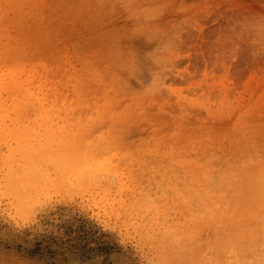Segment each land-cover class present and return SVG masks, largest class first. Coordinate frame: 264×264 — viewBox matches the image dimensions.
Here are the masks:
<instances>
[{
	"label": "rangeland",
	"instance_id": "obj_1",
	"mask_svg": "<svg viewBox=\"0 0 264 264\" xmlns=\"http://www.w3.org/2000/svg\"><path fill=\"white\" fill-rule=\"evenodd\" d=\"M0 125V264H264V0H0Z\"/></svg>",
	"mask_w": 264,
	"mask_h": 264
},
{
	"label": "bare ground",
	"instance_id": "obj_2",
	"mask_svg": "<svg viewBox=\"0 0 264 264\" xmlns=\"http://www.w3.org/2000/svg\"><path fill=\"white\" fill-rule=\"evenodd\" d=\"M22 91H23V90H22ZM23 92H24V91H23ZM23 92H22V93H23ZM27 93H28V91H27ZM23 94H24V93H23ZM25 94H26V93H25ZM32 95H33V94H32ZM25 97H26V96H25ZM26 98H27V97H26ZM21 99H22V98H21ZM26 101H27V100H26ZM28 102H29V101H28ZM28 102H27V103H28ZM24 103H25V102H24ZM10 104H11V103H10ZM19 104H20V103H19ZM25 104H26V103H25ZM17 105H18V104H17ZM20 105H21V104H20ZM18 106H19V105H18ZM18 106H17V107H18ZM26 107H27V106H26ZM17 109H18V108H17ZM21 109H22V108H21ZM17 112L19 113V111H17ZM39 116H40V115H39ZM33 120H35V119H33ZM36 120H37V119H36ZM31 122H33V121L31 120ZM37 124H38V123H37ZM40 124H41V123H40ZM40 124H38V125H40ZM32 125H34V124H32ZM0 126L3 127V125H0ZM21 126H22V125H21ZM27 127H28V125H27ZM24 128H25V126H24ZM28 128H29V127H28ZM30 128H32V127H30ZM38 128H39V127H38ZM32 129H33V128H32ZM36 129H37V128H36ZM28 131H29V130H28ZM31 131H33V130H30V132H31ZM38 131H39V130H38ZM21 132H22V131H21ZM57 132H58V131H57ZM59 132H60V130H59ZM59 132H58V133H59ZM45 133H46V132H45ZM49 133H50V132H49ZM33 134H36V133H33ZM38 134L40 135V133H38ZM1 135H2V134H1ZM4 135H5V134H4ZM36 135H37V134H36ZM8 136H9V135H8ZM27 136H28V135H27ZM29 136H30V135H29ZM31 136L33 137V135H31ZM5 137H6V136H5ZM17 137H18V136H17ZM42 137H43L44 139H46V138L48 137V139H46L47 141H48L49 138H50L49 136L46 137V135H45L46 138L44 137V135H43V136L41 135L40 138H42ZM3 138H4V137H3ZM15 138H16V137H15ZM18 138H19V137H18ZM18 138H17V139H18ZM29 138H31V137H29ZM22 139H23V138H22ZM22 139H21V140H22ZM25 139H27V138H25ZM34 139H37V138H34ZM59 139H60V138H59ZM27 140H28V139H27ZM46 140H45V142H46ZM53 140H54V139H53ZM56 140H58V138H56ZM1 141L3 142V140H1ZM1 141H0V142H1ZM58 141H60V140H58ZM16 142H17V140H16ZM36 142H37V141H36ZM38 142H39V141H38ZM51 142H52V141H51ZM56 142H57V141H56ZM56 142H54V143H56ZM3 143H4V142H3ZM27 144H28V143H27ZM29 144H30V143H29ZM43 144H45V143H43ZM62 144H63V143H62ZM17 145H19L18 142H17ZM22 145H23V144H22ZM30 145H31V144H30ZM33 145H34V143H33ZM48 145H49V143H48ZM57 145H58V144H57ZM23 146H24V145H23ZM28 146H29V145H28ZM31 146H32V145H31ZM31 146H30V147H31ZM40 146H41V145H40ZM54 146H55V144H54ZM35 147H36V146H35ZM35 147H34V148H35ZM51 147H52V146H51ZM55 147H56V146H55ZM55 147H53V148H55ZM57 147H59V146H57ZM7 148H8V147H7ZM25 148H26V147H25ZM34 148H33V149H34ZM65 148H66V147H65ZM35 149H36V148H35ZM35 149H34V150H35ZM55 149H56V148H55ZM20 150H21V149H20ZM52 150H53V149H52ZM52 150H51V151H52ZM7 151H8V150H7ZM23 151H24V150H23ZM28 151H29V150H28ZM32 151H33V150H32ZM43 151H44V150H43ZM9 152H11L10 149H9ZM13 152H14V151H13ZM29 152H30V151H29ZM34 152H35V151H34ZM34 152H33V153H34ZM11 153H12V152H11ZM14 153H15V152H14ZM6 154H7V153H6ZM9 154H10V153H9ZM25 154H26V153H25ZM38 154L41 155L40 153H38ZM57 154H58V152H57ZM12 155H13V154H12ZM55 155H56V154H55ZM8 156H9V155H8ZM36 156H37V155H36ZM50 156H51V155H50ZM56 156H57V155H56ZM62 156H63V155H62ZM9 157H10V156H9ZM24 157H25V156H24ZM27 157H28V156H27ZM34 157H35V156H34ZM40 157H41V156H40ZM51 157H52V156H51ZM53 157H54V156H53ZM10 158H11V157H10ZM10 158H9V159H10ZM17 158H18V157H17ZM25 158H26V157H25ZM54 158H55V157H54ZM57 158H58V157H57ZM20 159H21V158H20ZM22 159H23V158H22ZM26 159H27V158H26ZM26 159H23V160L26 161ZM28 159H29V158H28ZM28 159H27V160H28ZM34 159H35V158H34ZM7 160H8V159H7ZM8 161H9V160H8ZM14 161H15V160H14ZM28 161H29V160H28ZM31 163H32V161H31ZM35 163H37V162H35ZM14 164H15V163H14ZM16 164H17V162H16ZM37 164H38V163H37ZM17 165H18V164H17ZM17 165H16V166H17ZM29 165H30V164H29ZM3 166H4V165H3ZM34 166H36V165H34ZM24 167L26 168V166H24ZM1 168H2V167H1ZM15 168H16V167H15ZM17 168H18V167H17ZM33 168H34V167H33ZM36 168H39V167H36ZM57 168H58V167H57ZM19 169H20V168H19ZM38 170H39V169H38ZM10 171H11V170H10ZM26 171H27V170H26ZM14 175H15V174H14ZM27 176H28V175H27ZM16 177H17V176H16ZM17 178H18V177H17ZM7 180H8V179H7ZM30 182H31V181H30ZM24 185H25V184H24ZM24 187H25V186H24ZM24 187H23V188H24ZM26 195H27V194H26ZM148 197H149V196H148ZM146 199H147V198H146ZM151 200H152V199H151ZM148 201H149V200H148ZM149 202H150V201H149ZM149 204H150V203H149ZM22 215H23V214H22ZM250 236H251V235H250ZM261 237H262V236H261ZM172 249H173V248H172ZM166 251H167V250H166ZM168 252H169V251H168ZM191 255H193V254H191ZM175 257H176V255H175ZM162 258H163V257H162ZM170 258H171V257H170ZM176 258H177V257H176ZM165 261H166V260H165ZM167 261H169V260L167 259Z\"/></svg>",
	"mask_w": 264,
	"mask_h": 264
}]
</instances>
